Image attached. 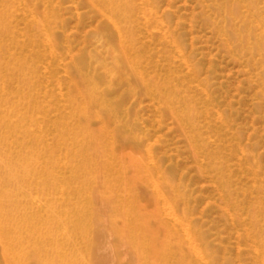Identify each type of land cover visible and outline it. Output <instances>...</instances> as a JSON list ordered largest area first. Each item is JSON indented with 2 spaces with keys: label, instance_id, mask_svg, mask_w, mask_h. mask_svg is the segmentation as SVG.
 <instances>
[{
  "label": "rangeland",
  "instance_id": "374dc122",
  "mask_svg": "<svg viewBox=\"0 0 264 264\" xmlns=\"http://www.w3.org/2000/svg\"><path fill=\"white\" fill-rule=\"evenodd\" d=\"M114 2L0 0V72L36 73L45 127L13 156L53 161L18 264H264V0Z\"/></svg>",
  "mask_w": 264,
  "mask_h": 264
},
{
  "label": "bare ground",
  "instance_id": "6f19581e",
  "mask_svg": "<svg viewBox=\"0 0 264 264\" xmlns=\"http://www.w3.org/2000/svg\"><path fill=\"white\" fill-rule=\"evenodd\" d=\"M22 2H24V0H22ZM130 2L131 0H115L114 3L118 9L127 10L129 9ZM148 5H151L152 10V3L148 2ZM110 9L111 13L107 17L116 25V11L112 7ZM119 16L121 15L119 14ZM0 19L2 20V17ZM146 23H149L148 19L146 20ZM258 27L260 29L262 25L258 24ZM117 29L118 32H121L122 30L121 28ZM10 78L11 75L6 74L5 72H0V264L19 263L17 250L20 242L19 234H21L19 233V230L22 223L20 224L17 217L19 214H22L21 201L23 198H27L23 193L24 191H27L25 189L30 188L33 184L38 185L41 182H43L47 188L51 183L52 178L50 175L44 177L46 174H41L38 169V162L40 161V163L43 164L41 167L44 168L45 171L47 170L46 166L48 164L51 165L53 162L50 157L47 158L46 154H42L37 149V146L32 144L31 139H25L24 137L19 144V148L21 152L23 149H27V152L24 154L21 153L16 157L13 156L14 153L9 138L13 136L14 133L18 130L24 129L26 135H33V137L40 142L43 139L42 135L45 127L41 122H38V118L35 117L34 112H31V109L33 108L32 106L37 104L35 103L37 102V96L34 93V90L36 89L37 83L40 82L39 77L35 72H29L27 80L28 83L33 85V87H29L30 89L27 91L31 92L27 93H24L25 90L21 88H15V90L10 89L6 84L7 80ZM16 98L17 101L14 100ZM165 105L169 111L176 110L175 106L170 103L165 102ZM42 111L43 115L48 113L47 110L45 111L43 108ZM181 118L184 119H179L181 124L188 123L190 124L192 133L198 132L192 107H190V109L184 114V118ZM246 160L247 158L244 159L242 157L241 165L244 167L247 166ZM43 190H45V187H43ZM30 191H32V189ZM32 193L33 191L28 193L32 202L30 205L28 204L29 206H24L26 209L24 214L29 212L32 215H35L38 213V210L42 209V207L35 202V194ZM36 196H39L38 191H36ZM228 204H231L232 207H234V212H237V204L232 203L229 199ZM254 223L255 230L253 229L251 233L253 234V237L256 238V236L260 234V227L259 221L256 218L254 219ZM262 240L264 242V239ZM193 241L196 242L197 239ZM254 246L256 250H259L260 245L257 239H254ZM199 255L201 254L199 253Z\"/></svg>",
  "mask_w": 264,
  "mask_h": 264
}]
</instances>
